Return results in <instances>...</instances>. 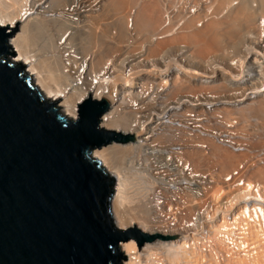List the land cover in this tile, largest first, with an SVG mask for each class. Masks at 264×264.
Masks as SVG:
<instances>
[{
	"label": "bare ground",
	"instance_id": "6f19581e",
	"mask_svg": "<svg viewBox=\"0 0 264 264\" xmlns=\"http://www.w3.org/2000/svg\"><path fill=\"white\" fill-rule=\"evenodd\" d=\"M26 1L27 0H0V26H6L8 30L23 26V32L11 41V46L17 55L15 62L27 66L30 71L36 75V85L47 100L54 102L56 105L59 104L57 106L60 109L62 108L61 110L64 115L70 119H75L77 117L78 103L87 96H91L92 93H97L100 86L99 84L94 83L103 84L105 80H109L110 83L123 82L122 74L119 72V70L123 67V61L125 60L123 57L126 55L130 56L133 50L131 48L134 47L129 44L128 40V43L124 40L123 42H125V44L123 43V49H120V47H122V45H119L120 40L118 41L117 39L118 43L116 39L112 38L114 37L112 35L110 38L114 41L110 39V43L105 45H109L108 47H112L114 45V47H116V51H119L116 53L114 52L113 54L111 53V56L106 57V59L103 58V61L99 62L98 56H100L101 53H96L98 50L94 51L95 53H87L86 51L84 52V50L82 51L81 49L83 47L80 48L79 43H76L74 37L81 40L85 38L87 39L89 29H85L83 27L90 26L94 22V26L91 27L95 28V32L100 30L98 31L100 35H94V38L95 40H100V37H103L104 34L101 33L102 29H100L99 25H103L105 23H103L104 18L100 20L96 18L101 17L100 15L102 14V17L104 16L106 19H110L109 23L115 25L121 35L125 33V36H127L129 31L125 26L126 17L135 4L128 10L125 16V14H123V8L128 0H106V3H103L104 5L102 11H100L101 13L99 12L94 14L95 17H92L94 15L87 16L86 18H83L81 22L72 23L68 20H61L59 19L60 17H58L60 9L63 7L62 5H64V2L66 3L67 0H48L51 4L46 13L42 14L37 10L34 17L22 19L20 12ZM148 1L151 2L147 3ZM233 1L236 2L233 3ZM256 1L260 5L259 10H264V0ZM153 2L155 3L152 4ZM156 2L158 5V0H142L140 3L142 6L140 4L136 6V4L135 6L137 8L133 7L136 8L135 27L137 29H143L155 23L156 16L151 10L153 8H150L151 11H148L146 10V7L149 8L150 6L152 7V5L156 6ZM191 2L196 4L194 0ZM213 3V9L217 11L220 10L218 12H221L222 9L223 11L224 9H227L225 14L222 16L223 19L225 18V22H220L221 20L215 21L216 18L212 17L213 14H209L204 17L206 20L204 21L203 26L196 29L192 21L196 22L200 20L199 18L202 19L201 16L196 19L198 17L197 16L196 18H193V20L191 19L187 21L188 23L186 24V27H184L175 36L152 43L146 49L147 52L144 58L146 60L152 58V66H155L160 61L162 62L161 65H170V63H172L176 68L183 70L179 73L177 72L175 77H173L174 80L172 88H170V90H168L165 94V96H167V102H174L176 97L172 95L173 93H178V91L184 92L186 87V89L189 88L186 84V82H188L186 74L182 72L189 73L192 77H194L192 75L194 70L197 67L202 68L204 66L202 63L207 64L208 62V65L211 63L214 64V62L217 61L214 55L218 53V55H222V57L224 54L228 55L227 57L229 60L227 62L223 60L224 62L221 63L223 64L222 68L227 70V74L230 77L229 79H236L237 76L240 75V71L236 74V69L232 68L229 62L232 63L236 60L237 63L242 65L245 63V60L248 62L253 61L252 57L256 54L264 56V48L260 49V46H258L259 44L264 43V11L260 12L257 10L260 14L255 13L254 11L259 7L257 5H255L256 7L253 6L255 9L253 11L248 9V6L246 5L248 1L246 3L245 0H225V2H223L224 4L220 2V0H213ZM50 11L52 13L48 15L47 13ZM257 14H259L258 17ZM162 15L163 13H161V21L163 19ZM88 17H90L91 21L88 20ZM95 19L96 22L94 21ZM260 20H262L263 25L260 24ZM51 21L56 22L54 26L55 28H51L52 30H50L47 25V23ZM241 24L249 27V29L251 28L250 33L245 37L246 40L244 41L243 51L239 54L240 56L235 55V53L231 51L224 53V43L226 41L231 42L234 46L237 44L238 38L242 35ZM159 26L160 24L156 26L154 30H151L153 32L150 33H155ZM40 32L43 34L42 40L39 45H37L39 47L33 49L31 53L27 50V48L33 43L32 41L40 39L38 35ZM65 33H68L69 35L61 42ZM116 36L119 37V34ZM188 43H191L192 46H194V49L196 48L197 54L196 52L193 53L194 51L191 50ZM136 45H138V43ZM179 45L185 47H183V49H185L183 60L187 64L174 62L175 55L173 52L178 50L177 48ZM138 46V48H140V45ZM134 50H136V47ZM66 52L69 54L67 55ZM210 55L212 57H210ZM100 58L102 57L100 56ZM160 58L162 61L159 60ZM201 61L204 62L201 63ZM215 66L216 65H214V67ZM109 68L114 70V74L111 78L112 82L110 78L104 79V77H100V75ZM115 68L118 70L116 74ZM209 68L211 67L209 66ZM204 69L207 70L206 67ZM262 71V75L257 77L259 80L261 79V86L258 85L259 82L255 83V85L247 86V88H244L243 86L240 88L239 93L236 91L239 88L235 87L233 82L226 85V83L220 81L219 86L221 83L223 86L221 85V88L218 86L219 88L217 89H220L218 94H223L225 101L221 102L220 105H217L219 109L224 108L225 115L248 117L249 115L248 113H245V110H250L249 106L252 104L254 105V103H258L256 107L254 106V110L258 109L260 113L262 112L264 114V102L262 100L264 99V67L262 68ZM203 73L205 74L206 72H202V74ZM145 74L148 75L149 73L145 72ZM197 74H199V72H197ZM202 74L200 72V75ZM183 76H185L184 80L181 79ZM229 84L231 85L229 86ZM226 86L227 90L224 91L222 88ZM260 87H263V90L259 89ZM188 91L189 90L186 92ZM155 92L157 91H152L151 93ZM207 92L209 93L210 91ZM210 94L211 93H209V95ZM166 101L164 99L162 102L167 103ZM227 101H230L231 104L228 105L229 103ZM212 103L214 102L212 101ZM148 104H150L148 107H152V105L156 104V101L154 103L153 101L148 102ZM213 106H216V104L214 103ZM113 110L114 108L112 107L111 111L106 116L105 121L102 122V126L118 130L123 133H139V129L133 130L131 124L128 123L129 120L125 116L126 112L120 111L118 112L120 113L119 116L116 117L114 113L115 111ZM167 114L168 117L170 114L173 115V113H170L169 111ZM156 116L158 117L159 113ZM157 117L154 116L153 119H151L153 122H157V124H154L152 128L157 131L159 135L157 137V141L161 149L158 148V144H155L157 147L156 152L153 157L146 160V163L149 160L157 161L155 158L157 157L161 161L160 165H166L168 167V171L170 172L175 170L176 165H180V168L176 170L178 179L181 177L180 174L183 171L184 166L188 164L191 169L183 171V182L178 183V181H176L173 184V188L177 191H179L180 184L191 183L196 172L200 171L202 166H205V172L209 175L210 180L216 178L217 175H215V173L218 172L219 181L215 180V184L212 183V189L210 191V197L213 198L212 200L215 202V204H213V211L215 212L216 207L219 206L217 200L220 198L221 191H223L225 187L221 177L223 175L228 176L230 170L237 164L242 163L241 161H244L247 157L244 155H236L230 150H227L217 144H212L210 151L208 152L209 154L207 153L208 155H205L194 147L192 137L188 134V132L185 130H179L182 126L178 127L176 119H171L166 122L156 119ZM181 119L182 117L179 116L178 120ZM259 122L260 121H258V123ZM146 123H148V121ZM262 129L264 130V128L261 127V130ZM134 144L116 143L114 145L102 147L100 148L101 150H95V155L107 165L117 180L112 204L122 221L128 227L133 225L140 226L152 232L172 234L173 237L172 239L166 240L160 239L145 249L138 248L135 241L125 244L123 246V251L128 257L126 264H264V260L245 259L243 256H238L236 259H233V256L229 253V248L225 243V239L223 244L219 243L218 247L214 249L212 252L213 257L208 256L203 253V247L206 246V242L204 243L203 240L197 239L194 232L189 230L190 228L186 227L180 218L174 217L173 222H171V220L166 221L164 218L166 213L177 209V206L174 205L179 203L180 200L174 201L167 199L164 203H161L158 197L151 195L153 185L151 183H147L150 180H141L139 176L138 181H136L133 187V180L129 176L130 174L132 175V171H128L127 168H125V159L122 156L123 150L129 151ZM180 144H183L182 148H179L180 146L178 145ZM164 147L165 149L162 150ZM186 161L188 163H186ZM212 167H215L218 170L216 172H211L210 169ZM248 170L249 171L246 172V178L255 182L250 184V186L253 185L254 188H258V192H245L242 195H236L233 193L229 195L231 203L235 202L237 204L238 201L251 196L254 199L261 201L264 200V195L261 193V189L264 188V164ZM162 191H164V188L159 183L158 186L153 189V193ZM240 191L241 190H239V192ZM188 198H190V200H188ZM188 198L184 196V201L180 202L184 205L187 201H189V203L186 204L185 210L190 212V207L194 204V198L192 196ZM129 205H131L130 207H134V213H130V211H128ZM127 206L128 208L126 209ZM250 207L251 206H241V209H245V211H247L248 217H252L253 214L257 217H259V214L264 215V207L261 202L258 201L253 204V211L250 210ZM207 220L209 219L207 218ZM214 226L216 229L210 234V237L214 242L218 243L219 238H221L219 235L223 233L221 231V227L224 226V223L215 224ZM190 239L193 240L194 243L189 249H186V245ZM199 241L200 243H198ZM246 256H250V252H248Z\"/></svg>",
	"mask_w": 264,
	"mask_h": 264
},
{
	"label": "water",
	"instance_id": "95a60500",
	"mask_svg": "<svg viewBox=\"0 0 264 264\" xmlns=\"http://www.w3.org/2000/svg\"><path fill=\"white\" fill-rule=\"evenodd\" d=\"M23 29L0 26V264H126L125 244L172 239L122 221L117 180L95 150L137 139L102 126L105 98L83 99L75 119L47 100L15 62Z\"/></svg>",
	"mask_w": 264,
	"mask_h": 264
},
{
	"label": "built area",
	"instance_id": "2783aa9c",
	"mask_svg": "<svg viewBox=\"0 0 264 264\" xmlns=\"http://www.w3.org/2000/svg\"><path fill=\"white\" fill-rule=\"evenodd\" d=\"M191 1L193 0H161L163 19L157 31L153 34L149 32L141 35L138 32L135 27L136 8H132L125 22V26L129 31L127 35L128 42L132 47L137 43L140 44V49L132 50L130 56L126 55L123 57L125 59L123 67L119 70L123 77L122 83L112 82L111 78L114 70L109 68L100 77H104V79L110 78L112 83L109 80H105L103 84L94 83L99 84L100 87L96 94L92 93L91 97L98 100L104 97L111 105V108H114L113 111H115L116 117L120 114L118 112H126L125 116L129 120L128 123L131 124L132 129H139L138 134L132 133L137 141L134 142L135 144L133 143L134 145L129 151L123 150L122 156L125 159V168L128 171H132V175L130 174L129 176L133 180V187L139 176L141 180L149 179L150 181L147 183H151L153 189L158 186V183L163 186L164 191L153 193L152 189L151 192V195L158 197L161 203H164L167 199L184 201V196L187 198L192 196L194 198V204L190 207V212L185 210L189 201L184 205L179 201V203L174 205L177 206V209L166 213L164 217L166 221L171 220L173 222L174 217L180 218L182 223L194 232L197 239L203 240L204 243L206 242V246L203 247V253L208 256L213 257L212 252L218 247L219 243L223 244L225 239L233 259L243 256L245 259L264 260V215L259 214V217H257L253 214L252 217H248L247 211L241 209V206H251L250 210L253 211V204L258 201L264 207V200L254 199L251 196L238 201L236 204L235 202L231 203L229 197L233 193L242 195L251 191L257 193L259 190L254 188L253 185L250 186V184L255 182L246 178L248 169L264 164V130L259 128L257 118L254 116H228L225 115L224 108L219 109L217 104L220 105L225 99L223 94H218L219 90L217 87L220 84L217 79L218 71L209 67H207V70L197 67L196 69L198 70L195 69L192 74L194 77L189 73L182 72L186 74L187 79H190L188 86L191 89L188 92L178 94L174 102H167L165 94L172 88L173 77H175L177 72L179 73L183 70L176 68L172 64L161 65L162 62L160 61L155 66H152L151 62L153 59L146 60L144 58L147 52L146 49L150 44L175 36L186 27L187 21L193 20L197 16L196 19H198L201 16L202 19L199 18L200 20L192 22L196 29L203 26L206 20L204 17L208 16L213 10V0H194L196 4ZM50 4L51 2H48V0H27L22 7L20 15L22 19H26L34 17L37 10L42 14L46 13ZM62 6L58 14L59 19L68 20L72 23L81 22L83 18L99 13L103 7L102 0H67ZM51 13L50 11L47 14L50 15ZM260 24L263 25L262 20H260ZM68 33L64 34L61 42L64 41L65 37H68ZM258 46L263 49L264 43ZM183 47L182 45L178 46L174 62L187 64L183 60L185 53ZM252 58L253 61L248 62L245 60L242 65L237 63L236 60L232 63L229 62L230 66L236 69V74L240 71V75L236 79H229L234 83L235 87L239 88L236 90L238 93L243 86L247 88V86L255 85L257 82H259L258 85L261 83V79L259 80L257 77L263 73L264 56L256 54ZM219 71L227 74V70L224 68H220ZM117 72L118 70L115 68V74ZM145 72L149 74L146 75ZM200 72L201 74L202 72L206 73L200 75ZM227 77L230 78L228 74ZM259 89L263 90V87ZM152 91L157 92L151 93ZM207 91H210L209 93L211 94L209 95ZM164 99L167 103L162 102ZM152 101L153 103L156 101V104L148 107L150 105L148 102ZM212 101L216 106H213L214 103ZM227 102L229 103L228 105L231 104L230 101ZM168 111L173 113V115L170 114L168 117ZM158 113L159 116L157 117ZM154 116L157 117L156 119L166 122L176 119L178 127L182 126L179 130L188 132L192 137L194 147L205 155L209 154L212 144H217L236 155L247 157V159L241 161L242 163L231 169L228 176L223 175L221 177L225 187L217 200L219 206L216 207L215 212L213 211L215 202L210 197V191L212 183L215 184V180L219 181L218 172L215 173L217 177L210 180L209 175L205 172V166H202L200 171L196 172L193 181L180 184L179 191H177L173 188V184L176 181L178 183L183 182V171L191 169L188 164L184 166L180 174L181 177L178 179L176 170L180 168V165H176L175 170L170 172L166 165H160L161 161L157 157H155L157 161L149 160L146 163V160L153 157L156 152L157 147L155 144L159 146L157 141L159 135L152 128L154 124H157L156 121L153 122L151 120ZM179 116L182 117L181 120H178ZM105 119L106 117L102 122ZM147 121L148 123H146ZM182 145H178L180 146L179 148H182ZM186 163L188 162L186 161ZM210 170L211 172H216L218 169L212 167ZM239 190L241 191L239 192ZM261 193L264 195V188L261 189ZM221 223H224V226L221 227L223 233L219 235L221 238L216 243L211 239L210 234L216 229L214 225ZM193 243V240L190 239L186 249H189ZM248 252H250V256L247 257L246 254Z\"/></svg>",
	"mask_w": 264,
	"mask_h": 264
},
{
	"label": "rangeland",
	"instance_id": "374dc122",
	"mask_svg": "<svg viewBox=\"0 0 264 264\" xmlns=\"http://www.w3.org/2000/svg\"><path fill=\"white\" fill-rule=\"evenodd\" d=\"M106 0H102V5H104L106 2H105ZM142 1V0H141ZM141 1L140 0H128V1H126V5H125V7L123 8V14H125V16H126V14H127V12H128V10L135 4H137L136 6H138V4H140L141 3ZM159 2V6L157 5V2H156V6L154 5H152V7L150 6L149 8L148 7H146V10H150V8H153V9H151L152 10V12H154V14H155V18H156V21H155V23L153 24V25H150V26H147L146 28H143V29H137L138 31H140L139 33L141 34V35H143V34H148L149 32H153V31H151V30H154L155 28H156V26H158L159 24H160V22H161V13H162V7H161V2H160V0H158ZM227 1V0H226ZM244 1V0H243ZM247 1H248V3H247ZM255 1V2H254ZM105 2V3H104ZM139 2V3H138ZM151 2V1H150ZM149 1L147 2V3H150ZM220 2H225V0H220ZM234 2H236V1H233V3ZM245 2L247 3L246 5L248 6V9H250V10H255L254 8H253V6H255V5H257V6H259L254 12L255 13H259L258 11H260L259 10V8H260V5L258 4V2L256 1V0H245ZM104 3V4H103ZM155 2H153L152 4H154ZM241 3H242V1H241ZM143 4V3H142ZM221 4V3H220ZM224 4V3H223ZM133 6V7H136V6ZM141 5V4H140ZM142 6V5H141ZM223 6V5H222ZM132 7V8H133ZM256 7V6H255ZM103 8V7H102ZM137 8V7H136ZM150 10V11H151ZM226 10L227 9H224V11H223V9L221 10V12H218V11H220V10H212L211 11V13L210 14H213L212 15V17H215L216 19H215V21L217 20V21H219V20H221L220 22H225V18L223 19L222 18V16L225 14V12H226ZM258 10V11H257ZM100 11H102V9L100 10ZM257 11V12H256ZM264 10H262V11H260V12H263ZM101 13V12H100ZM260 14V13H259ZM259 14H257V17L259 16ZM94 15V14H93ZM98 15V14H97ZM103 15V14H102ZM102 15H100L101 17H98V18H96V19H102V18H104V20H103V23H105V24H103V25H99L100 26V29H102V31H101V33L102 34H104V36L103 37H100V40L99 39H96L95 40V36H97V35H100V33L98 32V31H100V30H97L96 32H95V28L94 27H91V26H94V22H93V24L92 25H90V26H85V27H83V28H85V29H89V33H87V34H89L88 35V37H87V39L85 38V39H83V40H81V39H79V38H75L74 37V40L76 41V43L78 42L79 43V45H80V48H82L81 50L83 51L84 50V52L86 51L87 53L88 52H90V53H92V52H94V51H96V50H98V51H96V53L97 52H99V53H101L100 54V56L102 57V58H100V56H98V61L99 62H102L103 61V58L104 59H106V57H109V56H111V53L113 54L114 52L116 53L117 51H119V50H117L116 51V47H114V45L112 46V47H108V46H106L107 44H109L110 43V41L112 40L110 37H112V35L114 36V37H112V38H114V39H116V41H117V39H118V41L120 42V44L119 45H122V47H120V49L122 48L123 49V45L125 44V42L126 43H128L127 42V40H128V36H125V33H123L122 35L120 34V31L117 29V27L115 26V25H113L112 23H109L110 22V19H106V17H102ZM215 15V16H214ZM92 17H95V15L94 16H92ZM256 17V18H257ZM89 19V21H91L90 20V17H88ZM217 18H220V19H217ZM222 18V19H221ZM96 19L94 20L95 22H96ZM256 20V19H255ZM93 21V20H92ZM122 21H123V19H122ZM124 21H125V19H124ZM99 22V21H98ZM158 22V23H157ZM55 24H56V22H48L47 23V25H48V28H50V30H52L51 28H55L54 26H55ZM89 24V23H88ZM254 24H255V21H254ZM253 24V25H254ZM252 25V26H253ZM50 26V27H49ZM102 26V27H101ZM241 26H242V35L238 38V42H237V44L234 46L233 44H231V42H228V41H226L225 43H224V53H227V52H229V51H231V52H233V53H235V55H237V56H240L239 54L243 51V49H244V41L246 40L245 39V37L247 36V34H249L250 33V29H249V27H247V26H245V25H242L241 24ZM254 27V26H253ZM252 27V28H253ZM92 28V29H91ZM118 30V31H117ZM91 31V32H90ZM116 31V32H115ZM247 31H249V32H247ZM247 32V33H246ZM42 32H40V34H38L39 35V38L40 39H38L37 41L35 40V41H32L33 43L30 45V47H28L27 48V50L28 51H30L31 53H32V51H33V49H36L37 47H39V46H37V45H39V43L41 42V40H42V35L43 34H41ZM99 33V34H98ZM113 33V34H112ZM86 34V35H87ZM119 34V37L118 36H116V35H118ZM82 35V34H81ZM93 35V36H92ZM95 35V36H94ZM102 36V35H101ZM125 36V37H124ZM116 37V38H115ZM101 39H103V40H101ZM111 39V40H110ZM80 40V41H79ZM95 40V41H94ZM124 40H126L125 42H123ZM100 41V42H99ZM104 43H103V42ZM112 41H114V40H112ZM117 41V42H118ZM118 42V43H119ZM122 42V43H121ZM243 42V43H242ZM124 43V44H123ZM100 44H103V45H100ZM106 44V45H105ZM187 44V43H186ZM189 44V46L191 47V50H193L194 52L193 53H195L196 52V54H197V51H196V48L194 49V46H192V44L191 43H188ZM138 45H140V44H138ZM138 45H134L133 47L135 48L136 47V50H138V49H140V48H138L139 46ZM99 46V47H98ZM105 48H104V47ZM98 47V48H97ZM193 47V48H192ZM100 48V49H99ZM119 48V47H118ZM134 48H131V49H133L134 50ZM106 51H105V50ZM115 49V50H114ZM188 49H190V48H188ZM104 50V51H103ZM236 50V51H235ZM104 52V53H103ZM176 52V51H175ZM175 52H173L174 53V55H175ZM239 52V53H238ZM95 53V52H94ZM218 53V52H217ZM219 54V53H218ZM218 54H216V55H214L215 56V59L217 60V61H219V62H217V61H215L214 62V64L212 63V64H209L208 65V63L207 64H205V63H202V62H204V61H201V63H202V65H204L206 68H207V66L209 67H211L212 69L213 68H215L217 71H218V75H217V78H218V80L219 81H221V82H223V83H226V85H228V83H232L230 80H229V78L227 77V74H224L223 72H220L219 70H220V68H222L223 66L221 65L222 63L221 62H224V61H228L229 59H228V55L227 54H224V56L222 57V55H218ZM223 58H221V57ZM242 56V55H241ZM210 57H212L211 55H210ZM100 58V59H99ZM243 58V57H242ZM214 59V60H215ZM222 59V60H221ZM226 59V60H225ZM101 60V61H100ZM159 60H161L162 61V59L160 58ZM167 60V59H166ZM224 60V61H223ZM170 64H172V63H170ZM172 65H174V64H172ZM214 65H216L215 67H214ZM202 67V68H205V67ZM218 66V67H217ZM184 78H185V76H183L181 79H183L184 80ZM188 80V82H186V84H187V86L189 85V83H190V79H187ZM230 81V82H229ZM221 85L223 86V84L221 83ZM220 85V86H221ZM231 84H229V86H230ZM219 86V87H220ZM221 86V87H222ZM190 89H191V87L190 86H188ZM219 87H217V88H219ZM220 87V88H221ZM187 88V87H186ZM185 88V90L187 91V90H189V88L188 89H186ZM225 88V89H224ZM224 91L225 90H227V86L226 87H223L222 88ZM184 90V92H182V91H178V93L177 92H175V93H173L172 95L174 96V97H177V95L178 94H181V93H185L186 91ZM218 90H220V89H218ZM229 90V89H228ZM227 92V91H226ZM263 100V102H264V99H262ZM255 102V101H254ZM57 103V102H56ZM253 103V102H252ZM257 104L258 103H254V105L252 106V105H250L249 107H250V110L248 109V110H245V113H248V115L249 116H256L258 119V121H260L258 124H262L261 126L259 125V128L261 129V127L262 128H264V114L261 112L260 113V111H258V109H255L254 110V106L256 107L257 106ZM57 105H59V104H57ZM251 106H252V108H251ZM61 107V106H60ZM62 109V108H61ZM247 109V108H246ZM259 112V113H258ZM251 114V115H250ZM253 117V118H254ZM255 117V118H256ZM98 150H101V149H98ZM120 157H121V155H120ZM119 159V158H118ZM238 161V160H237ZM119 162V161H118ZM133 205V204H132ZM131 205H129V208H128V206L126 207V209L128 208V211H130V213H134V211H133V209H134V207L132 206V207H130ZM136 208V207H135Z\"/></svg>",
	"mask_w": 264,
	"mask_h": 264
}]
</instances>
